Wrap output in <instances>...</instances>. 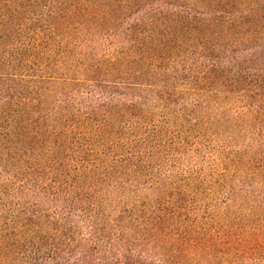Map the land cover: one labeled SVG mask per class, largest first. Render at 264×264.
<instances>
[{
    "label": "trees",
    "instance_id": "obj_1",
    "mask_svg": "<svg viewBox=\"0 0 264 264\" xmlns=\"http://www.w3.org/2000/svg\"><path fill=\"white\" fill-rule=\"evenodd\" d=\"M0 264H264V0H0Z\"/></svg>",
    "mask_w": 264,
    "mask_h": 264
}]
</instances>
